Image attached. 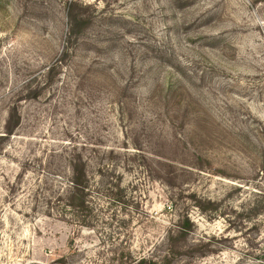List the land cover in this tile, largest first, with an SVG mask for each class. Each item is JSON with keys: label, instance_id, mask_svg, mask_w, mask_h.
<instances>
[{"label": "rangeland", "instance_id": "rangeland-1", "mask_svg": "<svg viewBox=\"0 0 264 264\" xmlns=\"http://www.w3.org/2000/svg\"><path fill=\"white\" fill-rule=\"evenodd\" d=\"M167 256L264 264V0H0V264Z\"/></svg>", "mask_w": 264, "mask_h": 264}, {"label": "trees", "instance_id": "trees-1", "mask_svg": "<svg viewBox=\"0 0 264 264\" xmlns=\"http://www.w3.org/2000/svg\"><path fill=\"white\" fill-rule=\"evenodd\" d=\"M58 66H53L50 70L56 69ZM21 124V116L19 115L18 110L13 109L10 112L8 122H7V136H11L14 134V131ZM72 173L73 179L71 182V190L67 196L68 207L70 211H73L76 215L83 219L82 225L86 226V219L90 217L92 214V210L90 209L88 197H89V183L86 177L85 164L81 161L73 160L72 162ZM200 210L206 213L209 210L215 209V204L208 202L207 204H200L198 202ZM89 225V224H88ZM179 236L181 239H184L190 231L193 230V224L188 218H185L181 223L179 229ZM171 256H167L160 263L152 262V264H171ZM144 262H140L138 264H143Z\"/></svg>", "mask_w": 264, "mask_h": 264}]
</instances>
